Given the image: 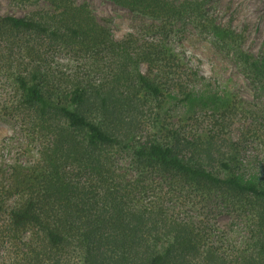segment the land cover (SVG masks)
<instances>
[{
    "label": "trees",
    "instance_id": "obj_1",
    "mask_svg": "<svg viewBox=\"0 0 264 264\" xmlns=\"http://www.w3.org/2000/svg\"><path fill=\"white\" fill-rule=\"evenodd\" d=\"M42 1L49 6L43 15H0L1 40L17 45L24 38L28 62L13 80L26 117L45 138L38 163L14 183L19 200L7 209L8 231L31 233L24 264H264V176H237L233 156L173 133L169 140L136 141L147 100L162 97L165 77L176 82L168 52L131 36L116 40L85 2ZM109 1L161 27L192 21L222 45L239 39L207 23L204 5L211 0ZM53 46L85 64L71 75L53 74L46 66ZM237 51L246 75L264 86V62ZM141 63L161 77L143 73ZM113 152L129 155L133 176L119 174ZM156 177L168 188H190L249 211L242 248L225 254L206 242L202 224L178 218L160 197L147 201ZM5 199L0 191V214Z\"/></svg>",
    "mask_w": 264,
    "mask_h": 264
},
{
    "label": "rangeland",
    "instance_id": "obj_2",
    "mask_svg": "<svg viewBox=\"0 0 264 264\" xmlns=\"http://www.w3.org/2000/svg\"><path fill=\"white\" fill-rule=\"evenodd\" d=\"M71 1L87 3L99 24L116 40L131 36L137 45H162L170 60H175H171L169 77L176 82L165 77L162 97L147 100L138 114L141 130L136 141L169 140L173 133L191 143H209L211 152L220 149L233 156L238 162L237 176H264V86L246 75L237 51L264 62V0L206 2L207 23L229 28L238 36L236 44L229 46L218 43L211 31L192 21L161 27L160 22L109 0ZM48 8L42 0H0L1 16H39ZM16 42L13 45L0 39V191L6 197L5 211L0 214V264H24L31 233L14 236L9 232L7 209L19 200L13 191L15 181L38 163L45 142L26 117L29 113L20 104L13 80L17 72H24V63L28 62L24 59V38ZM53 47L46 64L53 74L62 71L71 75L75 66L85 64L62 47ZM140 69L153 78L161 77L146 63H141ZM187 93L192 94L190 100ZM111 156L117 160L121 176L130 178L135 174L127 153L113 152ZM212 170L222 173L217 164ZM154 182L153 195L146 200L160 197L178 218L202 224L204 238L213 248L233 254L248 240L249 211L221 199H209L190 188H168L157 177Z\"/></svg>",
    "mask_w": 264,
    "mask_h": 264
}]
</instances>
